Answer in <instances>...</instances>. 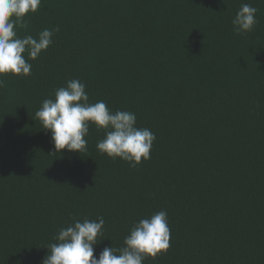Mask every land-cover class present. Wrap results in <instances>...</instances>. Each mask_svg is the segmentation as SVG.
<instances>
[{
  "label": "trees",
  "instance_id": "trees-1",
  "mask_svg": "<svg viewBox=\"0 0 264 264\" xmlns=\"http://www.w3.org/2000/svg\"><path fill=\"white\" fill-rule=\"evenodd\" d=\"M242 4L257 23L237 35ZM20 37L58 27L28 76L0 77V264H41L74 219L103 217L94 255L166 211L170 247L143 264H264V0H41ZM27 56V53L24 54ZM70 79L155 134L131 167L53 151L35 117Z\"/></svg>",
  "mask_w": 264,
  "mask_h": 264
},
{
  "label": "clouds",
  "instance_id": "clouds-1",
  "mask_svg": "<svg viewBox=\"0 0 264 264\" xmlns=\"http://www.w3.org/2000/svg\"><path fill=\"white\" fill-rule=\"evenodd\" d=\"M40 4L41 0H0V77L9 73L30 75L32 65L28 61L37 59L53 43L58 27L45 28L36 38L17 35V29L27 28L24 17L35 13ZM256 12L250 4L241 5L231 21L237 35L253 29ZM5 86L0 78V88ZM35 117L51 133L54 152L87 151L85 137L90 125H95L105 133L96 144L97 150L112 159L129 162L131 167L150 158L156 139L150 129L136 126L134 112H112L102 100L90 103L86 85L78 79H70L66 87L56 89L55 99L43 100ZM104 225V218L99 217L74 219L67 227H61L53 238L56 242L46 246L48 254L41 264H143L146 258H155L170 247L168 215L162 210L135 222L124 238V246L105 247L97 258L94 246L98 244L97 237L103 235Z\"/></svg>",
  "mask_w": 264,
  "mask_h": 264
}]
</instances>
